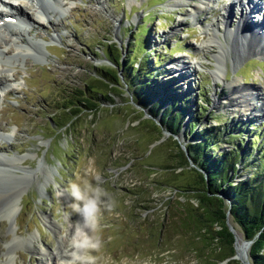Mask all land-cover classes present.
I'll return each mask as SVG.
<instances>
[{
    "label": "rangeland",
    "instance_id": "1",
    "mask_svg": "<svg viewBox=\"0 0 264 264\" xmlns=\"http://www.w3.org/2000/svg\"><path fill=\"white\" fill-rule=\"evenodd\" d=\"M63 1L67 5L63 13H52L50 22L42 25L33 24V20L30 24L31 35L49 41L45 59L18 57L15 64L3 65L5 70L0 74L7 78V87L0 94V154L24 156L15 161V176L0 175L1 182L14 181L13 187L21 188L15 232L10 230V221L0 216V264L6 244L16 234L23 238L36 236V245L49 246L58 255L56 264H64L69 254L62 252L65 248L71 250L69 241L79 222L66 187L77 175L84 174L90 159L95 161L103 187L114 203L111 212L102 207L94 233L101 245L98 253L93 252L100 257L97 264L250 262L251 245L244 243L238 227L236 247L240 258L221 261L214 248L195 238V231L184 225L186 212L198 204L188 191L191 173L179 168L177 157L179 144L185 146L190 141L189 116L193 114L201 117L197 126L200 130L220 125L235 135L241 132L231 144L224 143L221 150L253 141L249 145V165L245 171L240 166L244 174L237 180L246 178L257 165L264 172V50L254 52L242 45V38L233 39L226 32L221 41L231 51L225 58L218 54L219 43L209 49L204 47L208 39L205 27L226 14L224 7L233 10L227 3L234 0H213L196 17L190 14L192 4L198 0ZM21 3L36 18L37 6L25 0ZM237 8L228 24L233 28L242 17ZM258 15L251 19L257 20ZM10 43L13 51L15 44ZM149 52H153L152 56ZM146 58L153 60L151 66L146 65ZM130 64L162 74L151 85L163 89L159 98L169 90L173 92L170 98L183 93L192 100L183 131L176 139L158 141L156 125L160 126V116L152 118L147 109L132 100L124 78V68ZM103 68L120 70V87L114 101L103 103L95 112H82L65 126L71 114L61 116L64 113L59 107L65 103L64 98L86 88L93 76L103 74ZM237 76H243L245 84L256 88L257 98L249 111L243 110V102L239 103L241 108H236L237 102L228 100H243V90L237 94L228 85ZM142 112L153 121L140 124ZM249 121L252 125L244 127ZM240 122L243 124L239 126ZM257 155L260 158L256 160ZM47 169L53 172L54 180L44 187ZM44 190L46 195L41 194ZM59 192L65 194L60 196ZM42 215H48L60 233ZM171 225L177 226L175 230ZM238 242L242 248L248 247L247 257L238 250ZM35 251L16 247V263L54 264L52 258L47 260L49 255L41 257Z\"/></svg>",
    "mask_w": 264,
    "mask_h": 264
},
{
    "label": "trees",
    "instance_id": "2",
    "mask_svg": "<svg viewBox=\"0 0 264 264\" xmlns=\"http://www.w3.org/2000/svg\"><path fill=\"white\" fill-rule=\"evenodd\" d=\"M152 53L147 54L152 56ZM145 60L147 66L153 63L151 58ZM124 70L125 82L128 85V91L132 94V100L143 109H147L152 118L160 116V129L169 131L172 138L174 135H180L188 115L187 106L192 103V100L183 93L177 98H170L173 92L170 93L169 90L166 96L159 98L164 92L163 89L151 86L153 79L158 80L162 77L159 72L150 69L142 71L134 68L132 64ZM102 71L103 74L92 77L93 81L86 88L75 90L64 98L65 103L59 107L64 113L61 116L71 114L65 126L71 124L73 119L82 112H95L103 103L114 101L113 97L120 87V70L111 72L103 68ZM164 85L162 84L161 87ZM189 118L190 141L185 144L187 152L179 146L177 157L179 168H184L191 173L188 191L194 194L198 205L196 208L188 209L184 225L195 231V238L199 237L207 243V246L214 248L213 250L221 255V261L229 259L236 253L235 237L226 223L227 213L230 211L234 226L240 229L245 239L252 241L250 247L252 263L264 264V172L261 170L262 167L257 165L246 178L237 180L249 165V145L253 141L243 142L242 145L237 144L230 150H221L224 143L231 144L232 138H239L241 132L235 135L229 131V128L225 129L220 125L206 126L200 130L197 126L201 117L192 114ZM238 124L240 126L243 122ZM251 125L252 122L249 121L243 126ZM260 154L259 150L258 155ZM191 162L194 165L192 167H190ZM241 165L244 170L242 173H240ZM162 226H164L163 221ZM171 227L175 230L177 226L171 225Z\"/></svg>",
    "mask_w": 264,
    "mask_h": 264
},
{
    "label": "bare ground",
    "instance_id": "3",
    "mask_svg": "<svg viewBox=\"0 0 264 264\" xmlns=\"http://www.w3.org/2000/svg\"><path fill=\"white\" fill-rule=\"evenodd\" d=\"M198 1L199 3L195 2L194 4H192L193 12L190 14L192 17H196V14L201 12L203 10V7L207 8L208 6H210L209 4L213 0H198ZM216 1L218 2L219 0H216ZM261 1H264V0H261ZM13 2H16V0H14ZM35 3L37 4L36 5L37 8L42 7L40 11L38 12V14L36 15V18H33L31 16L29 17V14L27 13V11L23 9L21 5H18L15 7L17 14L19 15L18 21L16 23H8L5 26L0 27V74L1 72L5 70L4 69L5 67L3 65L8 66V65L15 64L18 57H23L24 59L26 57H31V58H34L35 60L41 61V60H44L47 55L46 54V52L48 51L47 44L49 41L45 39L39 40L35 38L33 35H31V33L28 30V27H24L25 21L29 22V20L31 21L33 20V24H37V25H42L45 22H50L52 13L54 14L63 13L66 10L67 5L66 3H64L63 0H44V3L46 5L45 7L41 6L40 3H37V2ZM259 3L260 2L255 1V0H236L235 2L232 3V6L234 7L233 10H231V8L228 6H226V8L224 7V9L226 10V14L222 15L221 18L218 19L216 23L214 22L211 25L205 27V32L208 35V39L204 41V47L206 49H209L212 46H214L215 43H219L220 49L218 51V54L220 58L221 57L225 58L226 57L225 55L230 53L231 51L230 46L228 44L227 45L222 44V41H221V36L223 35L225 36V32H226V34H228L229 36H232L233 39L238 40L237 38H242V41H243L242 45L245 46L246 48L248 47L250 48V50L254 52L263 53V50H264V20L260 25H256V24H253L255 22L251 19V16L247 15L248 10L250 8L251 9L253 8L251 6L258 8ZM247 4L249 5L250 8L246 7ZM237 7H240L241 12H242V15H241L242 17H240V21L238 22L235 28L231 27L230 25L229 27L228 24H230L231 13H233ZM11 28H15V29H11ZM6 35H8V37ZM5 37H7L8 38L7 40L11 42L10 44H13V43L15 44L13 51H16L17 52L16 54L14 55L11 54L13 51L10 50L11 48H10V45L8 44L9 42L6 43L4 41L6 39ZM52 40L56 41L57 38L52 36ZM218 60H219V57H218ZM219 72H220V67L217 66L215 70L217 78H218ZM228 85H229V88H231L232 90H236L235 92H237V94L238 92H241L243 90L242 91L243 100H237V97L235 99L233 97H230L228 98L229 102H231L232 99L235 100L237 102V104L235 105L236 108L240 107L239 103L243 102L244 105L242 108L244 111H249L250 109L253 108L254 103L252 101L257 98L255 87L245 84L243 76L235 77L231 82L228 83ZM2 86L4 87L7 86V78L3 75H0V89L2 88ZM230 105H232V103ZM1 137H3V134L0 132V138ZM23 158L24 156L22 158L19 156L10 157L4 153H1L0 154V175L9 174L11 176H15L16 173H14L13 170L18 169V166H16L15 161H20V159H23ZM41 164H43V160H41ZM18 176L23 177L21 175H18ZM52 180H54L53 172L47 169L45 172V182L42 185L46 187L49 181H52ZM5 181L6 180L4 179L2 182L0 181V216L1 218L10 221V230L15 232L14 230H15V227L17 226L16 225L17 216L15 214L21 208V205L19 204L17 197L19 195L21 188L20 186L19 187L15 186L16 188H14L13 187L14 183H12L14 181H11L9 183L8 181L7 182ZM45 190H44V193H41L42 195L43 194L46 195ZM64 194H65L64 192H59L60 196H63ZM42 218L44 221H48L49 223L52 224L53 227H56L59 230V226L54 221L49 219L48 215H42ZM12 220L14 223H12ZM56 228H54V230ZM59 233H60V230H59ZM237 235H238V238L239 237L241 238L240 234H237ZM35 241H36V236L31 235L27 238L26 237L23 238L16 234L14 238L6 244L7 251L3 255L5 257L3 260V264H17L14 252L16 250V247H19V246H26L29 249L32 248L33 250H36L35 252H38V254L41 257L49 255L47 260L51 261L50 258H52L53 263L56 264L57 256H58L57 253L53 249L49 248V246L45 247L42 245V248H40L39 246L36 245ZM65 249L63 250L62 253H65V254L67 253L68 255L71 250L70 249L65 250ZM238 250L242 251V254L244 257L248 256V252H249L248 247L242 248L240 245V242H238Z\"/></svg>",
    "mask_w": 264,
    "mask_h": 264
},
{
    "label": "clouds",
    "instance_id": "4",
    "mask_svg": "<svg viewBox=\"0 0 264 264\" xmlns=\"http://www.w3.org/2000/svg\"><path fill=\"white\" fill-rule=\"evenodd\" d=\"M66 191L72 197L71 207L78 214L79 222L69 241L71 251L64 264H97L100 259L93 252H99L100 243L94 235L103 209L111 212L114 203L110 193L103 187V178L89 160L83 175L70 181Z\"/></svg>",
    "mask_w": 264,
    "mask_h": 264
},
{
    "label": "water",
    "instance_id": "5",
    "mask_svg": "<svg viewBox=\"0 0 264 264\" xmlns=\"http://www.w3.org/2000/svg\"><path fill=\"white\" fill-rule=\"evenodd\" d=\"M142 121L140 122V124L143 122V123H151L153 120L151 117H147V115L145 113L142 112V117H141ZM156 130L157 132L159 133V138L160 140L158 141H164V140H168L170 137H171V133L169 131H167L166 129H160V126H157L156 125ZM179 136V135H174L173 139H176V137ZM179 146L181 147V149H183L184 151L187 152V149H186V146H183L181 143L179 144ZM191 165H193V163L191 162ZM194 166V165H193ZM227 226L229 227V230L234 234V237H235V255L233 257L235 258H240L239 257V254H238V251H237V247H236V240H237V236H236V227L234 226L233 222L231 221V213L230 211H228L227 213ZM244 243L246 245H251L252 241L251 240H247L244 238ZM247 264H253L252 261L250 260V262H246Z\"/></svg>",
    "mask_w": 264,
    "mask_h": 264
}]
</instances>
